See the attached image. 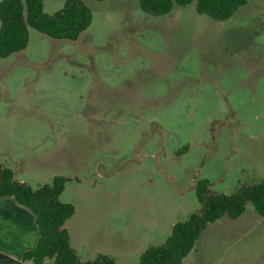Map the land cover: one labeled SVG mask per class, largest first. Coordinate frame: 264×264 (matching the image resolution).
I'll return each instance as SVG.
<instances>
[{
	"label": "rangeland",
	"instance_id": "obj_1",
	"mask_svg": "<svg viewBox=\"0 0 264 264\" xmlns=\"http://www.w3.org/2000/svg\"><path fill=\"white\" fill-rule=\"evenodd\" d=\"M83 1L93 20L77 40L31 28L0 58V166L34 188L69 178L81 260L140 264L199 209L200 180L216 194L264 181V0L223 22L195 2L154 16ZM183 264H264V219L249 204L209 224Z\"/></svg>",
	"mask_w": 264,
	"mask_h": 264
},
{
	"label": "trees",
	"instance_id": "obj_2",
	"mask_svg": "<svg viewBox=\"0 0 264 264\" xmlns=\"http://www.w3.org/2000/svg\"><path fill=\"white\" fill-rule=\"evenodd\" d=\"M104 1V0H97ZM142 10L154 16L170 14L175 6L196 3L200 15L216 21H227L246 0H139ZM92 12L83 0H67L54 15L45 12L44 0L0 1V58H8L25 50L30 41V29L58 40H77L92 24ZM69 178L55 176L50 184L34 188L14 178L13 171L0 166V199H12L35 217L39 237L34 248L26 250L20 259L9 258L12 264H118L107 254L94 260L82 261L71 244L66 223L76 211L73 204L62 202L61 194ZM200 204L187 220L176 223L163 245L152 246L140 258V264H183L195 249L202 232L209 224L224 216L240 218L248 205L264 219V181L241 188L230 194L210 191V182L196 185Z\"/></svg>",
	"mask_w": 264,
	"mask_h": 264
},
{
	"label": "crops",
	"instance_id": "obj_3",
	"mask_svg": "<svg viewBox=\"0 0 264 264\" xmlns=\"http://www.w3.org/2000/svg\"><path fill=\"white\" fill-rule=\"evenodd\" d=\"M68 232L71 244L77 252V248L73 244V236L69 230ZM38 237L39 231L33 214L25 208L19 207L12 199H0V252L18 260L26 250L35 247Z\"/></svg>",
	"mask_w": 264,
	"mask_h": 264
},
{
	"label": "water",
	"instance_id": "obj_4",
	"mask_svg": "<svg viewBox=\"0 0 264 264\" xmlns=\"http://www.w3.org/2000/svg\"><path fill=\"white\" fill-rule=\"evenodd\" d=\"M9 258L10 257L8 255L0 252V264H1V261H3V260H9ZM21 264H24V263H21ZM25 264H27V263H25ZM47 264H50V263H47Z\"/></svg>",
	"mask_w": 264,
	"mask_h": 264
},
{
	"label": "flooded vegetation",
	"instance_id": "obj_5",
	"mask_svg": "<svg viewBox=\"0 0 264 264\" xmlns=\"http://www.w3.org/2000/svg\"><path fill=\"white\" fill-rule=\"evenodd\" d=\"M1 264H12V263L8 260H3V261H1Z\"/></svg>",
	"mask_w": 264,
	"mask_h": 264
}]
</instances>
